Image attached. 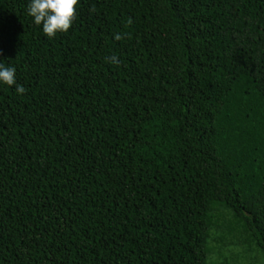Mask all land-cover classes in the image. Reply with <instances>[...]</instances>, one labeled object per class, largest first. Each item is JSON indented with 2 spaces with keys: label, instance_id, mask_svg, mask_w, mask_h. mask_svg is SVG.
<instances>
[{
  "label": "trees",
  "instance_id": "1",
  "mask_svg": "<svg viewBox=\"0 0 264 264\" xmlns=\"http://www.w3.org/2000/svg\"><path fill=\"white\" fill-rule=\"evenodd\" d=\"M27 3L0 0V264L264 261V0H80L53 38Z\"/></svg>",
  "mask_w": 264,
  "mask_h": 264
},
{
  "label": "clouds",
  "instance_id": "2",
  "mask_svg": "<svg viewBox=\"0 0 264 264\" xmlns=\"http://www.w3.org/2000/svg\"><path fill=\"white\" fill-rule=\"evenodd\" d=\"M79 3L80 0H28L26 12L35 25L41 26L46 37L53 38L58 33H67L73 26ZM114 39H122V34L115 33ZM105 60L112 65L120 64L116 55H109ZM16 72L15 66L0 60V84L14 86L15 93L23 95L26 89L18 83Z\"/></svg>",
  "mask_w": 264,
  "mask_h": 264
},
{
  "label": "rangeland",
  "instance_id": "3",
  "mask_svg": "<svg viewBox=\"0 0 264 264\" xmlns=\"http://www.w3.org/2000/svg\"><path fill=\"white\" fill-rule=\"evenodd\" d=\"M226 254L228 255V252H226ZM217 260H219V258ZM258 262H259V264H264V261L261 262V260H259Z\"/></svg>",
  "mask_w": 264,
  "mask_h": 264
}]
</instances>
